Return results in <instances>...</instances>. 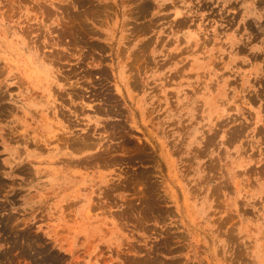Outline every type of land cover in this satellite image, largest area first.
<instances>
[{"label":"rangeland","instance_id":"obj_1","mask_svg":"<svg viewBox=\"0 0 264 264\" xmlns=\"http://www.w3.org/2000/svg\"><path fill=\"white\" fill-rule=\"evenodd\" d=\"M0 264H264V0H0Z\"/></svg>","mask_w":264,"mask_h":264}]
</instances>
